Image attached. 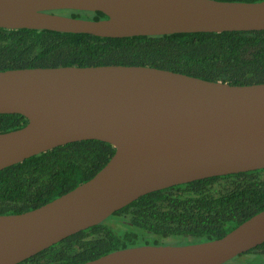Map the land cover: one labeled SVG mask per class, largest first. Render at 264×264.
Segmentation results:
<instances>
[{"label":"water","instance_id":"1","mask_svg":"<svg viewBox=\"0 0 264 264\" xmlns=\"http://www.w3.org/2000/svg\"><path fill=\"white\" fill-rule=\"evenodd\" d=\"M101 11L82 19L56 10ZM0 27L101 37L264 30V0H0ZM0 170L74 141L114 146L91 179L29 211L0 214V264H17L139 197L264 168V83L231 84L151 66L0 70ZM264 242V209L221 238L137 245L83 264L233 263Z\"/></svg>","mask_w":264,"mask_h":264},{"label":"trees","instance_id":"2","mask_svg":"<svg viewBox=\"0 0 264 264\" xmlns=\"http://www.w3.org/2000/svg\"><path fill=\"white\" fill-rule=\"evenodd\" d=\"M257 2L262 0H227ZM92 19L106 17L101 11ZM143 65L231 84L264 83V30L101 37L0 27V70ZM0 114V132L27 124ZM113 145L74 141L0 170V214L38 208L94 177ZM264 209V168L212 176L147 193L103 222L74 233L17 264H83L137 245L188 244L221 238ZM233 263H264V242Z\"/></svg>","mask_w":264,"mask_h":264},{"label":"rangeland","instance_id":"3","mask_svg":"<svg viewBox=\"0 0 264 264\" xmlns=\"http://www.w3.org/2000/svg\"><path fill=\"white\" fill-rule=\"evenodd\" d=\"M61 14L71 16V12L69 10L63 11V12H61ZM92 16L93 15L90 12H79L77 17L82 18V19H92Z\"/></svg>","mask_w":264,"mask_h":264}]
</instances>
